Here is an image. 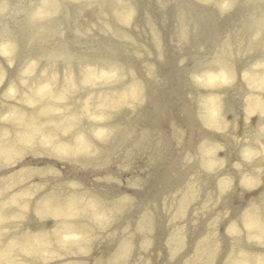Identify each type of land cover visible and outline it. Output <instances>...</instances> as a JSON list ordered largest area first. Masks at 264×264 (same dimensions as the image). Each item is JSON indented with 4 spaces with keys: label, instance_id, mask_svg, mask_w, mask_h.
<instances>
[{
    "label": "bare ground",
    "instance_id": "bare-ground-1",
    "mask_svg": "<svg viewBox=\"0 0 264 264\" xmlns=\"http://www.w3.org/2000/svg\"><path fill=\"white\" fill-rule=\"evenodd\" d=\"M133 1L134 22L126 0H34L26 7L25 19L18 18L19 7L0 0V89L6 91L0 107V163L5 160L10 169L28 151L33 159L54 157L67 165L79 185L68 189L90 196L81 202L74 194L63 202L62 193L51 186L53 180H47L39 200L30 204L36 215L55 220L54 229L18 230L10 242L0 240V263L29 264L27 259L42 256L39 253L46 237L56 239L60 247H74L72 256L63 254L79 263L89 233L91 240L102 235L105 244L111 243L105 236L116 227L115 215L103 228L109 226L108 233L102 231L101 223L107 218L104 213L109 218L115 206L120 207V220L134 217L133 234L141 236V244L136 247L116 240L111 254L114 264L125 260L144 263L152 249L146 238L158 230L165 233L159 248L179 264H264V146H256L259 142L264 145V0ZM91 5L95 8L74 36L47 41L57 36L59 22L76 18ZM26 41H32L27 46L36 55L60 60L59 76L34 70V56L25 59L19 50V43ZM203 41L209 47L215 45L212 53L202 51ZM154 45H163L170 54L168 60L156 58V68H165L159 75L160 85L155 82L157 73L153 75L147 67L155 58L143 55L144 47ZM74 55H80L79 60ZM19 62L22 70L15 94L8 85L10 76L3 79L1 75L3 70L8 75L12 63ZM124 67L132 70L125 71L129 73L126 77L121 76ZM164 79L170 80L169 85L174 83L173 87H164ZM189 92L193 101L184 95ZM169 104L177 111L180 107L181 120L169 119ZM74 107L81 110L75 114ZM131 111L137 115L131 117ZM66 115L75 117L63 122ZM223 116L237 125V131H225ZM244 116L247 123L238 125ZM137 119L145 121L144 127L136 124ZM161 122L174 135L186 122L200 123L206 133L197 135L202 138L200 149L195 148L197 155H186L183 144L177 143L178 150L169 157V142L155 136ZM241 136L247 141L234 150L238 160H244L230 167L236 175L230 184L219 177V163L227 154L218 150L215 140L232 147ZM145 154L158 163L152 185L140 192L137 189L140 199L150 203L149 209L135 210L132 200L105 203L98 196L112 199L113 184H91L83 176L101 172L108 179L113 176L110 164H127ZM10 158L12 162H8ZM81 164L87 169L77 171ZM204 176L214 181L212 194L207 184L198 186L201 181L206 183ZM196 190L201 198L193 196ZM235 192L237 200L245 203L236 201L226 211L231 202L220 196L229 198ZM11 196L0 201V211L4 218L14 216L11 226L19 227L28 216L17 207L22 202ZM206 196H215V200L204 204ZM70 221L83 225L85 234L74 230ZM14 244L25 254L20 260L12 258Z\"/></svg>",
    "mask_w": 264,
    "mask_h": 264
},
{
    "label": "rangeland",
    "instance_id": "rangeland-1",
    "mask_svg": "<svg viewBox=\"0 0 264 264\" xmlns=\"http://www.w3.org/2000/svg\"><path fill=\"white\" fill-rule=\"evenodd\" d=\"M64 0H61V2ZM87 1H92V0H87ZM129 4V9H131V22L136 18V11L134 8V1L133 0H126ZM9 2V6H16L19 7V12H17V16L20 19H25L26 17V7L30 4L33 3L34 0H8ZM57 2H60V0H57ZM95 8V5H91L88 9H85V7L80 10L77 13L76 18L74 19H70L68 21L65 22H59L56 26V29L59 31H55V35L54 37H51L50 40L47 39L48 42H58V41H64L70 38V36H74V34H76V28L79 26V24L86 20L89 16H90V12ZM95 12V11H93ZM92 12V13H93ZM91 13V14H92ZM104 18H107V15L104 14L103 15ZM96 20H102L100 18L96 19ZM134 22V21H133ZM134 32L137 31V29L133 30ZM1 37V34H0ZM22 43V44H21ZM28 43H32V41H26V44L23 42L19 43V50L20 52L22 51V53H25V56H27L25 59H28L30 56H34L35 61L33 68L36 72L38 73H42L43 75L46 73V75H48L49 73H53L55 77L59 76L58 74V65L60 64V60H56L57 58H53L50 59L46 56H44V54L42 53H38L37 55L35 54V52L29 51V48L27 46ZM213 45V46H212ZM211 47H209V44L207 45V41H203L201 43V49L202 51H206L209 53L213 52L212 48H215V45L212 44ZM144 50L147 52H144L143 55L147 54V56L150 59L155 58V61L151 63H147V67L149 69V71L152 72L153 75H156L157 73V77H155V82L157 84L160 85V79L159 75L161 74V71H165V68L161 66H158L156 68V58H166L168 60V58L170 57L169 51L163 50V45L161 47V45H154V47H144ZM27 51V52H26ZM37 53V52H36ZM142 55V56H143ZM79 56L80 55H74L73 58H75L74 60H79ZM22 63L19 62L16 65H13L12 63V68L10 69L8 73V75H6L5 71L3 70L2 73V78H7L8 76H10L9 78V84L12 85L15 94H17L16 91V85H17V76L18 74H20L22 67H21ZM125 68V70H124ZM123 70H120L122 73L124 71L123 74H121L122 77H126L127 74H125L126 72H130L132 73L131 67H124ZM52 71V72H49ZM126 71V72H125ZM119 73V70H118ZM170 80H166L164 79L163 82V86L164 87H173L174 83L169 85ZM10 85V86H11ZM1 88V87H0ZM5 87H2L1 92H0V107L2 105L1 102H3V99L6 97V91L4 90ZM18 89V88H17ZM180 88L176 89L175 92L179 93ZM186 96V98H188V100L193 101L192 97L193 95L191 94V92L189 93H185L184 94ZM80 103V102H79ZM75 108V114L80 111L81 109L78 107H74ZM170 111V118L169 119H178L181 120L182 117H179V115L182 114V110L179 107V110L177 111V108L174 107V105H168L167 107ZM131 117H133L134 115H137V113L135 111H131L130 113H128ZM178 116L177 117H174ZM1 116V115H0ZM73 118L75 117V115L72 116ZM71 115H66L65 118H61V120L63 122H67L68 118H72ZM138 117V116H137ZM166 121V120H165ZM223 121H224V127H225V131L227 132H234L237 131V125H232L229 121L228 118L226 116H223ZM247 119L244 116L243 119L239 118L238 119V125H242L247 123L246 122ZM144 123L145 121L139 120L137 119L136 124L144 127ZM69 126V125H68ZM160 127V130H157V133L155 134V136L160 137L162 139H164L167 143H168V151H169V157L173 158L172 156H174V152L178 150V146L175 144H180L182 143L183 145V152L187 155L190 156H194L196 154L195 152V148L197 147V145L199 146L200 149V142L202 140L201 137L198 138L197 135H201L202 132L204 133V129L202 128V126L200 125V123H195V124H191L186 122L183 126L181 131L179 132L178 135H174L171 131V129L169 130V128L164 124V123H159L157 125V128ZM135 128H140V127H135ZM1 129H3V127H0V131ZM8 132V131H7ZM206 133V132H205ZM180 135V136H179ZM195 135V136H193ZM90 137V135H89ZM180 138V141H178V139ZM158 139V138H157ZM215 140V139H214ZM226 141V139H224ZM217 143L216 145L218 146V150H220L223 153L227 154V159L223 160L221 163H219L220 165H222V171L219 173V177L220 178H227L226 180H228L227 182H229L230 184L234 182V180L236 179V175L232 172V170H230V167L233 166V163H241L242 160H238L240 158V156L237 155V152L234 150L236 149L240 143L247 141L245 136H241L239 138V142L238 144H236L235 146L229 147L231 145V143L228 142H223L220 140H215ZM166 143V145H167ZM263 142H259L256 146H264L262 144ZM179 148H181V146H179ZM38 150H43V149H39ZM252 151L254 150L253 148L251 149ZM200 151V150H199ZM30 151H28V153L23 154L22 157V162L12 166V168L7 169V166L5 164H7V162L1 161L0 163V201L1 202H6L9 200L10 197H13L11 195H15V197L17 198V200L19 202H22V204H18L17 207L20 208L21 211L26 212L28 218L26 220H24L23 225H20L19 227H13L11 226V224L14 222V220H16L14 218V216H8L4 219H10L7 220L6 223L2 226V228H0V240L1 241H8L10 242L11 240H13V236L16 235V231L18 230H30L33 232H37L38 230H42V232L44 231H52L54 229L55 226V220H53L50 217L47 216H43V215H36L35 212L31 209L32 204H30V202L34 199L39 200L41 193L43 192V188L45 186L46 183H48L47 180L52 181L51 182V186L53 188H55L59 193H62L61 195V200L63 202H66V199H69L72 195H76V197L78 198L79 201L84 202L85 200H88L90 196H88L85 192L83 191H72L70 189H68L70 186L72 187V185H76L79 186L77 184V181L73 178V176H70V174L68 173L69 168L66 169L65 167L67 165L62 164L61 162H58L56 159H53L52 157H45L42 155L36 156L34 159L30 158ZM201 153V151H200ZM202 154V153H201ZM197 155V154H196ZM195 155V156H196ZM236 155L238 157H236ZM43 157H45V159H43ZM254 158V157H253ZM13 158H10V160H8V162H12ZM251 160V159H250ZM248 160V161H250ZM158 163L154 162L153 160L150 159V157L145 154L140 158H134L132 160H130L129 163L124 164V163H114V164H110L111 168H112V172H113V176L108 177V179H106V177L104 176L103 173L98 172L96 175L93 173H88V174H83V176L86 177V181L89 183H93V182H100V181H107V182H111L113 185L111 190H113V198L109 199L107 197L102 196L103 198H101L100 196H98V198L100 200H102L105 203H111L113 204L111 201L113 202H120V200L122 201H127V200H132V203H134L136 205V207L134 208L135 210H139L141 211V209H149L151 208L150 203L147 200H143L140 199V195L139 192L140 190H142L143 188L146 189L148 187H150L152 184V181L155 180V166ZM83 166L78 167L77 171H83L84 169H87L86 166L84 164H81ZM79 172H76V174ZM204 178L206 179V183H202L199 182L198 186L200 187L203 184H207L208 188L210 190L212 194V184L214 183L212 178H209V176H204ZM208 180V181H207ZM59 184V187H55L54 185ZM20 188L26 189L27 192L26 193H22V190L19 191ZM77 187L74 188V190H76ZM138 189V191H137ZM87 190V189H85ZM89 191V190H87ZM238 193V191H237ZM30 194V196H26ZM198 196L199 198H201V196H199V191L196 190V192L193 194V196ZM239 194H236V192L233 194V196H229V198L227 196H220L222 197L225 201L231 202V205L228 207H226V211H231L232 208H234L236 201L241 203V201L237 200ZM150 196H153L152 194ZM68 197V198H67ZM227 198V199H226ZM250 199H253V196H249ZM111 200V201H110ZM204 204H207V201L212 200L211 203L215 200V196H206L204 197ZM247 201V200H245ZM131 203V204H132ZM245 203V202H244ZM244 203H241V205H244ZM6 204V203H5ZM130 204V205H131ZM238 204V203H237ZM101 205V204H100ZM30 206V207H29ZM114 206V205H113ZM216 206V205H214ZM113 212L112 214L109 216L108 218V214H106V216L104 218H106L102 223H101V228L103 232H107L108 233V228L109 226H107L104 230V226L111 221V219H113V216L116 219V227L110 232L108 233L107 236L105 237H109L111 239V243L110 244H105L103 241V236L100 235V238L97 239H93L91 240L90 238V233H89V237L84 241V245L85 248L83 247V251L82 253L85 254V256L81 259H79V263H72L71 260H74V258L71 257H65L66 256H72L74 254V247H60L56 241V239L53 238H49L46 237V240L44 241L43 244V249L40 251L39 254L42 253L41 255H38L37 258H30L27 260H31L30 262L27 261L26 263L29 262V264H101L102 261L105 264H114V258L111 255L112 254V250L114 248L115 245V241H119V240H123V242L126 243H130L131 246H136L138 247L139 244H141L140 242V238L141 236H136L133 234V229H135L134 227H132L133 223H134V217H131V219H126V220H120V218H118V212H120V207H113ZM239 209V208H238ZM111 210V209H109ZM239 210L236 209L235 212L238 213ZM190 212V211H189ZM188 212V213H189ZM186 213V215L188 214ZM193 211H192V215H193ZM191 215V216H192ZM189 216V214H188ZM190 216V217H191ZM193 217H191L192 220ZM12 219H14L12 221ZM74 227V230H76L78 233L83 232L85 234V230L83 229L84 226L75 222V221H70ZM198 223V222H197ZM8 224V226H7ZM187 224H191L189 221ZM142 227V226H141ZM83 229V230H82ZM62 228H59L57 231H61ZM125 230H127V233H125ZM87 232V231H86ZM185 233V231L183 232ZM18 235V234H17ZM165 233L163 232L162 234H160V230H158L155 234V236L153 237H147L145 243H147L148 246H152L151 252L149 255H146V260L144 263L142 264H179L178 262L174 261L173 259H169L166 257L165 253L163 252V250L161 248H159V246L162 244V238L164 237ZM86 236V235H85ZM104 237V238H105ZM12 238V239H11ZM11 250L13 251L12 254V258L14 260H20L22 255H25L24 253H21L18 249L16 244L11 245ZM65 255H64V254ZM190 255V253H189ZM29 257H31L30 255H28ZM138 256H141V251L138 249ZM52 257V259L50 258ZM75 257V256H73ZM0 264H7V262H1ZM121 264H137L135 260L131 261V260H125L123 262H121Z\"/></svg>",
    "mask_w": 264,
    "mask_h": 264
},
{
    "label": "clouds",
    "instance_id": "clouds-1",
    "mask_svg": "<svg viewBox=\"0 0 264 264\" xmlns=\"http://www.w3.org/2000/svg\"><path fill=\"white\" fill-rule=\"evenodd\" d=\"M6 223L3 215H2V211H0V228H2V226Z\"/></svg>",
    "mask_w": 264,
    "mask_h": 264
}]
</instances>
